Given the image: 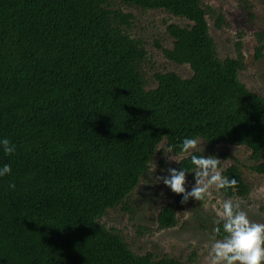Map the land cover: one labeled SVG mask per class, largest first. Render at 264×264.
<instances>
[{"label": "trees", "instance_id": "16d2710c", "mask_svg": "<svg viewBox=\"0 0 264 264\" xmlns=\"http://www.w3.org/2000/svg\"><path fill=\"white\" fill-rule=\"evenodd\" d=\"M125 7L188 21L167 24L173 46L158 45L190 76L158 71L150 86L148 50ZM209 18L226 24L204 0H0V141L15 145L8 155L0 144V167L12 168L0 177V264H186L137 253L101 221L111 209L132 211L163 141L181 157L178 170L194 169L180 145L199 138L213 153L219 143L246 146L247 167L264 175V95L241 79L243 42L222 56ZM256 36L261 59L264 32ZM245 166L224 169L238 184L221 194L250 195ZM182 198L173 192L161 207L159 230L176 226L178 210L196 201Z\"/></svg>", "mask_w": 264, "mask_h": 264}, {"label": "rangeland", "instance_id": "374dc122", "mask_svg": "<svg viewBox=\"0 0 264 264\" xmlns=\"http://www.w3.org/2000/svg\"><path fill=\"white\" fill-rule=\"evenodd\" d=\"M207 5L222 11L226 24L218 28L215 19L209 18L211 33L218 42L222 56H235L236 43L243 42L246 58V68L241 72L242 81L255 93L264 95V57L256 58L258 39L256 33L264 32V0H204ZM251 5L252 9L248 5ZM134 15L132 32L135 37L142 38L148 50L149 61L145 63L150 86L156 85L153 76L158 71H176L183 76H190L189 65H180L169 61L162 47L173 46V38L167 31V24L178 23L186 25L187 20L175 17L163 10H142L124 8ZM252 12V13H251ZM200 152L205 157L216 156L222 162L223 173L236 160L246 166L244 173L252 184V191L247 198H229L213 191L205 201L196 200L178 210V224L169 229H158L157 215L161 207L172 201V190L156 177L169 175L168 168L178 170V162L167 159L165 152L167 144L163 141L158 153L151 162L149 173L142 178L138 188L130 198L132 211L121 208L111 209L101 221L108 227H115L126 237L129 244L137 253L153 252L158 255L168 254L184 261L186 264H206L208 248L211 243L216 224L213 205L219 200L234 199L248 213L254 222L264 223V175L253 172L247 166L252 164L251 151L242 145L216 144L213 153L207 143L200 140ZM204 149V150H203ZM168 153V156H172ZM179 160L181 157L175 156ZM195 173H187L186 188L191 189L195 184ZM133 212V213H132ZM150 230L139 232V227ZM219 239V237H217Z\"/></svg>", "mask_w": 264, "mask_h": 264}, {"label": "clouds", "instance_id": "9594fccd", "mask_svg": "<svg viewBox=\"0 0 264 264\" xmlns=\"http://www.w3.org/2000/svg\"><path fill=\"white\" fill-rule=\"evenodd\" d=\"M4 152L11 155L15 152V145L5 138L0 141ZM199 138H185L180 145V155L189 156L194 166L192 171L168 168L169 175L156 177L158 182H163L172 192L182 195L181 203L185 204L194 198L198 201H205L210 198L213 191L235 187L238 184L236 179H229L222 174V162L216 156H197L194 153L201 151ZM204 150V149H203ZM168 160L180 162L176 157L168 156L171 149L164 151ZM195 173V184L189 191L186 188L187 173ZM12 168L9 164L0 167V177L10 175ZM9 187L15 188V184ZM219 207L213 205L217 225L214 234L211 236V243L205 245L208 253L205 258L206 264H264V223L252 221L248 213L241 208V204L234 199H223L218 201ZM224 235L220 236L221 227Z\"/></svg>", "mask_w": 264, "mask_h": 264}]
</instances>
